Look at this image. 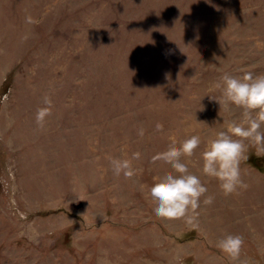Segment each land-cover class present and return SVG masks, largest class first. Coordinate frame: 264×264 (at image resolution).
I'll use <instances>...</instances> for the list:
<instances>
[{
	"label": "rangeland",
	"instance_id": "374dc122",
	"mask_svg": "<svg viewBox=\"0 0 264 264\" xmlns=\"http://www.w3.org/2000/svg\"><path fill=\"white\" fill-rule=\"evenodd\" d=\"M241 69L264 73V0H0V264H264V153L248 145L247 188L228 196L202 173L239 116L213 85ZM192 135L184 162L214 200L190 225L147 192L171 171L153 157ZM135 152L136 175L115 176ZM225 234L243 238L239 261Z\"/></svg>",
	"mask_w": 264,
	"mask_h": 264
},
{
	"label": "clouds",
	"instance_id": "9594fccd",
	"mask_svg": "<svg viewBox=\"0 0 264 264\" xmlns=\"http://www.w3.org/2000/svg\"><path fill=\"white\" fill-rule=\"evenodd\" d=\"M26 22L34 21L28 17ZM240 71L242 75L239 76L223 73L213 85L214 89L220 91V96L210 97L219 104L220 111L238 109L239 116L216 131L214 137L207 140L201 153L203 175L216 179L225 196L247 188L242 179L240 164L246 158L248 145L255 147L258 154L264 153V73L256 74L245 69ZM43 103L46 106L36 113V122L41 128L44 127L46 117L51 114L52 101L44 97ZM155 130L162 132L163 124L157 123ZM137 134L144 136L143 126L138 128ZM200 145V136L192 135L180 142L179 146L173 140L165 151L153 157V163L162 161L171 169L155 177L147 192L154 204L153 212L158 218L184 220L191 225L197 221L201 204L213 203L214 197L206 195L208 189L200 176L192 173L188 163L184 162V158H191ZM140 158L141 153L135 152L131 159H112L113 174L117 177L123 174L125 178L131 179L136 175L132 161ZM243 243L241 236L225 234L217 240L216 247L233 261H239ZM240 264L245 262L241 261Z\"/></svg>",
	"mask_w": 264,
	"mask_h": 264
}]
</instances>
